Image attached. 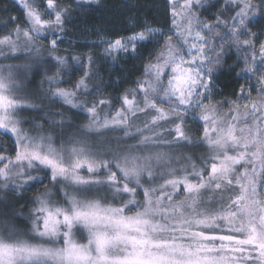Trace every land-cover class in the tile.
I'll return each mask as SVG.
<instances>
[{"label":"snow or ice","instance_id":"snow-or-ice-1","mask_svg":"<svg viewBox=\"0 0 264 264\" xmlns=\"http://www.w3.org/2000/svg\"><path fill=\"white\" fill-rule=\"evenodd\" d=\"M13 3L22 19L0 33V137L11 144L0 143V189L44 190L27 214L0 210V264H264V0H165L163 24L130 18L72 56L58 51L72 47L70 9L99 0ZM93 48L113 64L148 51L115 103ZM233 53L224 97L216 77ZM41 68L44 95L83 114L75 131L64 111L21 118Z\"/></svg>","mask_w":264,"mask_h":264},{"label":"trees","instance_id":"trees-1","mask_svg":"<svg viewBox=\"0 0 264 264\" xmlns=\"http://www.w3.org/2000/svg\"><path fill=\"white\" fill-rule=\"evenodd\" d=\"M62 4H70L72 0H60ZM215 2V0H213ZM165 0H99L98 4H93L86 11L70 9L72 12L71 26L67 28L68 37L65 44L72 41V47L62 46L58 49L61 55L72 56L81 55L89 50L90 44L96 40V33L107 34L114 36L118 33L125 32L129 27L130 18L136 20H146L153 24H163L167 19ZM219 11L218 8H212L204 13L203 19H209ZM12 16H17L22 19V13L13 3L12 0H0V33L3 29L2 25L9 21ZM47 46L45 45V48ZM75 49V51L73 50ZM92 54L100 59V64L97 70L103 78L104 83L101 85L105 91L102 95L110 97L115 103L121 94L128 88L133 87V81L139 76L144 58L148 55V51H144L142 56L127 57L122 59L117 65L106 63L99 56V49H91ZM234 53L225 59V63L221 70L217 73L216 84L222 90L224 97H231L235 91L234 74L229 71L231 65L235 63ZM51 74L50 72L48 73ZM31 79L30 84H25L24 95L30 97L36 104V108L28 109L21 113V118L25 121H34L36 124L42 123L47 114L65 112V122L71 124L69 131H75L79 126H82L86 121L83 119V114H76V110L69 111L61 105L57 100H53L50 96H45L47 92V84L41 86V81L44 79V68L36 72L35 75L29 74ZM79 78V73L75 77H66L65 79L74 80ZM97 81H92L90 86H93ZM69 86V85H62ZM101 95V94H98ZM221 97L217 95V99ZM91 101V97L88 98ZM119 107V105H116ZM47 110V111H44ZM59 119V117H57ZM26 128H30L31 124L26 123ZM193 139H198L199 134L193 129ZM0 143L5 147H10V142H6L3 137H0ZM185 154L199 155L200 149L186 148L182 150ZM43 188L33 190H20L21 193L3 191L4 201L2 202L4 209L8 213L15 211L16 213L27 214L30 207L33 205L28 202L37 194L38 191H43ZM35 192V193H33ZM10 208L4 207L9 204ZM20 227H27L23 219L18 220Z\"/></svg>","mask_w":264,"mask_h":264},{"label":"rangeland","instance_id":"rangeland-1","mask_svg":"<svg viewBox=\"0 0 264 264\" xmlns=\"http://www.w3.org/2000/svg\"><path fill=\"white\" fill-rule=\"evenodd\" d=\"M13 1V0H12ZM127 58V57H126ZM126 58H122V59H126ZM122 59H120L117 63H115V64H113V63H110L111 65H117ZM7 143H8V141H6ZM3 191H8V190H5V189H0V210H2V211H5V212H8V210H10V209H4L2 206H3V204H2V202L4 201L3 199H4V193H3ZM18 192V191H17ZM19 194L21 193V191H19L18 192ZM33 193H35V192H33ZM36 195V194H35ZM11 203H9V204H7L8 205V207L7 208H10V205ZM10 205V206H9ZM31 208V207H30ZM29 208V209H30Z\"/></svg>","mask_w":264,"mask_h":264}]
</instances>
